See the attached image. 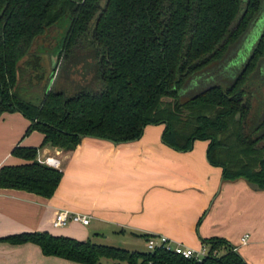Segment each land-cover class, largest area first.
<instances>
[{
	"label": "trees",
	"instance_id": "16d2710c",
	"mask_svg": "<svg viewBox=\"0 0 264 264\" xmlns=\"http://www.w3.org/2000/svg\"><path fill=\"white\" fill-rule=\"evenodd\" d=\"M261 9L262 0H0V114L20 111L30 121L25 133L36 129L43 133L40 146L62 149L73 148L81 136L132 140L145 124L161 123L166 145L186 150L194 139H205L206 159L223 179L241 178L264 190V83L258 91L252 85L264 56V22L227 84L183 96L188 81L221 61ZM47 48L56 55L58 86L32 101L18 82L24 72L29 84L41 79ZM37 150L12 148L26 161L0 167V189L53 195L61 173L38 161ZM0 241L34 243L45 256L80 264H245L216 239L205 241L208 251H223L200 261L46 231Z\"/></svg>",
	"mask_w": 264,
	"mask_h": 264
},
{
	"label": "crops",
	"instance_id": "0c3cea01",
	"mask_svg": "<svg viewBox=\"0 0 264 264\" xmlns=\"http://www.w3.org/2000/svg\"><path fill=\"white\" fill-rule=\"evenodd\" d=\"M29 122L18 110L0 114V167L26 161L11 153L14 146H36L37 160H58L60 182L50 198L0 189V238L46 231L139 252L146 251L143 235H161L192 250H208L205 241L216 239L243 263L264 264V190L241 178L223 179L206 159L207 140L174 149L161 141L163 126L157 123L145 124L132 140L81 136L73 148L62 149L40 146L42 132L25 133ZM61 209L87 216V225L53 227ZM242 236L246 240L239 244ZM0 264L80 263L45 256L34 243L0 241Z\"/></svg>",
	"mask_w": 264,
	"mask_h": 264
},
{
	"label": "rangeland",
	"instance_id": "374dc122",
	"mask_svg": "<svg viewBox=\"0 0 264 264\" xmlns=\"http://www.w3.org/2000/svg\"><path fill=\"white\" fill-rule=\"evenodd\" d=\"M259 16L264 18V0H262V9L259 11ZM261 25V24H260ZM247 29L242 36L236 41V43L228 50L227 55L221 61H215L211 63L205 71H201L198 75L192 77L186 84L187 90L183 92V96L193 94L207 85L214 83L225 85L227 84L233 75L240 68L241 63L245 59V54L248 53L251 44L247 40ZM249 34V33H248ZM249 43V44H248ZM249 45V46H248ZM51 48H47L42 51V65L39 67L38 72L41 73V79L33 84H29L27 72L23 73L18 82V90L22 93V96L37 101L43 95L44 90L49 87H57V82L53 81L54 70L49 59L52 57L50 53ZM50 57V58H49ZM243 57V58H242ZM240 59L242 61H240ZM257 71L255 70L252 76V85L255 86L254 90L258 91L257 86H261L264 83V56L258 62ZM205 72V73H204ZM261 82V85H259ZM258 95V94H257ZM262 99L261 96L257 100ZM114 246V245H113ZM145 249V248H144Z\"/></svg>",
	"mask_w": 264,
	"mask_h": 264
},
{
	"label": "built area",
	"instance_id": "2783aa9c",
	"mask_svg": "<svg viewBox=\"0 0 264 264\" xmlns=\"http://www.w3.org/2000/svg\"><path fill=\"white\" fill-rule=\"evenodd\" d=\"M38 161L42 162V164L55 168L57 167L58 160L51 155H47L44 156L42 159H38ZM71 223L85 226L88 223V217L82 214L72 213L68 210L61 209L55 213L51 222L52 226L56 228L64 227ZM245 240V236L240 237L239 244H243ZM143 242L145 250L147 252H151L153 250L158 249L171 252L185 259H194L195 261H200L201 259L207 256L216 257L217 255V252L215 250H211L210 252L204 248L192 250L189 247H185L178 243H173L161 235L147 236L143 240Z\"/></svg>",
	"mask_w": 264,
	"mask_h": 264
},
{
	"label": "water",
	"instance_id": "95a60500",
	"mask_svg": "<svg viewBox=\"0 0 264 264\" xmlns=\"http://www.w3.org/2000/svg\"><path fill=\"white\" fill-rule=\"evenodd\" d=\"M261 21V22H260ZM263 22H264V18L262 19V17L261 18H259L258 20H256L255 22H254V24L251 26H249L248 27V29H247V33H246V35H247V40H248V42H250L251 44L255 41V39L257 38V36H258V34H259V32H260V29L262 28V24H263ZM260 23H261V25H260ZM249 33V34H248ZM249 44V43H248ZM249 46V45H248ZM249 51V50H248ZM52 57H51V64H52V67L54 66V63H55V60H56V55L54 54V55H51ZM178 92L179 93H182V90L181 89H179L178 90Z\"/></svg>",
	"mask_w": 264,
	"mask_h": 264
},
{
	"label": "flooded vegetation",
	"instance_id": "af4514ba",
	"mask_svg": "<svg viewBox=\"0 0 264 264\" xmlns=\"http://www.w3.org/2000/svg\"><path fill=\"white\" fill-rule=\"evenodd\" d=\"M251 24L253 25L254 23H252V22H251ZM251 24H250V25H251ZM247 29H248V28H247ZM247 54H248V53H247ZM247 54H245V53H244V55H243V56H245V57H246V55H247ZM242 58H243V57H242Z\"/></svg>",
	"mask_w": 264,
	"mask_h": 264
}]
</instances>
